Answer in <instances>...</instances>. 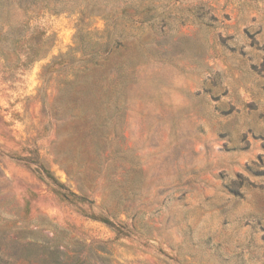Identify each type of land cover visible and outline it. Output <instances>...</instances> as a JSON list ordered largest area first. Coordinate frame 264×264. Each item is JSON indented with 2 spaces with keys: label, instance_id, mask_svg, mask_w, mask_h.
Here are the masks:
<instances>
[{
  "label": "rangeland",
  "instance_id": "rangeland-1",
  "mask_svg": "<svg viewBox=\"0 0 264 264\" xmlns=\"http://www.w3.org/2000/svg\"><path fill=\"white\" fill-rule=\"evenodd\" d=\"M0 264H264V0H0Z\"/></svg>",
  "mask_w": 264,
  "mask_h": 264
},
{
  "label": "trees",
  "instance_id": "trees-1",
  "mask_svg": "<svg viewBox=\"0 0 264 264\" xmlns=\"http://www.w3.org/2000/svg\"><path fill=\"white\" fill-rule=\"evenodd\" d=\"M136 12H137V11H136ZM137 14H138V13H137ZM44 170H46V172L48 173V175L52 176V175H51V171H49V170H47V169H45V168H44Z\"/></svg>",
  "mask_w": 264,
  "mask_h": 264
},
{
  "label": "water",
  "instance_id": "water-1",
  "mask_svg": "<svg viewBox=\"0 0 264 264\" xmlns=\"http://www.w3.org/2000/svg\"><path fill=\"white\" fill-rule=\"evenodd\" d=\"M82 198H84V197H82Z\"/></svg>",
  "mask_w": 264,
  "mask_h": 264
}]
</instances>
